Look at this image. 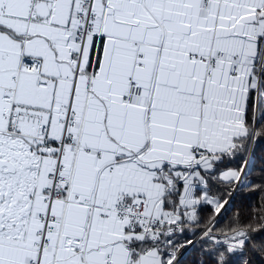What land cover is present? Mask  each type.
I'll use <instances>...</instances> for the list:
<instances>
[{
  "label": "snow or ice",
  "instance_id": "6c2138e0",
  "mask_svg": "<svg viewBox=\"0 0 264 264\" xmlns=\"http://www.w3.org/2000/svg\"><path fill=\"white\" fill-rule=\"evenodd\" d=\"M259 142L264 0H0V264H252Z\"/></svg>",
  "mask_w": 264,
  "mask_h": 264
},
{
  "label": "trees",
  "instance_id": "16d2710c",
  "mask_svg": "<svg viewBox=\"0 0 264 264\" xmlns=\"http://www.w3.org/2000/svg\"><path fill=\"white\" fill-rule=\"evenodd\" d=\"M250 167L252 175L249 179L251 187H236L232 193V210L218 226V231L225 232L229 227L237 226L249 227L256 237L264 236V221L260 219L264 216V142H259L254 155H250ZM236 167V164L232 165ZM208 216L205 214V220ZM182 264H211L209 257L200 250L199 244L189 247L182 255ZM234 257V261H238ZM252 264H264V254L250 256Z\"/></svg>",
  "mask_w": 264,
  "mask_h": 264
},
{
  "label": "built area",
  "instance_id": "2783aa9c",
  "mask_svg": "<svg viewBox=\"0 0 264 264\" xmlns=\"http://www.w3.org/2000/svg\"><path fill=\"white\" fill-rule=\"evenodd\" d=\"M184 252H185V251H184ZM184 252H183V253H184Z\"/></svg>",
  "mask_w": 264,
  "mask_h": 264
},
{
  "label": "rangeland",
  "instance_id": "374dc122",
  "mask_svg": "<svg viewBox=\"0 0 264 264\" xmlns=\"http://www.w3.org/2000/svg\"><path fill=\"white\" fill-rule=\"evenodd\" d=\"M249 160H250V158H249Z\"/></svg>",
  "mask_w": 264,
  "mask_h": 264
}]
</instances>
